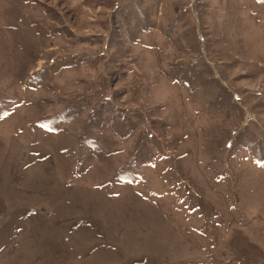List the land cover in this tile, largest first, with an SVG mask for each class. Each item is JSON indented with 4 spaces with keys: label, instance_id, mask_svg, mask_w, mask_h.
<instances>
[{
    "label": "rangeland",
    "instance_id": "rangeland-1",
    "mask_svg": "<svg viewBox=\"0 0 264 264\" xmlns=\"http://www.w3.org/2000/svg\"><path fill=\"white\" fill-rule=\"evenodd\" d=\"M0 264H264V0H0Z\"/></svg>",
    "mask_w": 264,
    "mask_h": 264
}]
</instances>
